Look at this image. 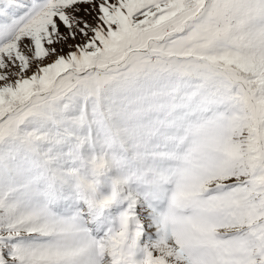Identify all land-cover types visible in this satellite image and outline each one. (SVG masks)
Listing matches in <instances>:
<instances>
[{"label": "snow or ice", "instance_id": "obj_1", "mask_svg": "<svg viewBox=\"0 0 264 264\" xmlns=\"http://www.w3.org/2000/svg\"><path fill=\"white\" fill-rule=\"evenodd\" d=\"M0 264H264V0H0Z\"/></svg>", "mask_w": 264, "mask_h": 264}]
</instances>
